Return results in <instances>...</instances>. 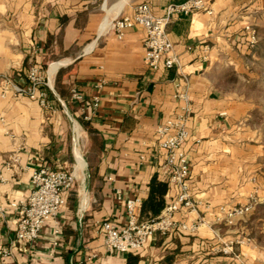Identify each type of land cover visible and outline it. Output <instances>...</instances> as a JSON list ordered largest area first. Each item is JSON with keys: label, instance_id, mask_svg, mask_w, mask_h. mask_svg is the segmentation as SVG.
I'll return each mask as SVG.
<instances>
[{"label": "crops", "instance_id": "obj_1", "mask_svg": "<svg viewBox=\"0 0 264 264\" xmlns=\"http://www.w3.org/2000/svg\"><path fill=\"white\" fill-rule=\"evenodd\" d=\"M182 1L0 4V264H264V225L257 236L243 224L251 212L233 223L218 220L223 208L247 204L258 192L241 156L254 148L238 143L248 102L227 75H250L244 58L253 57L264 30V0H207L212 13L175 14L167 26L178 58L171 68L147 65L143 26L121 38L111 28L115 17L133 15L139 4L162 16ZM42 63L48 106L16 89ZM73 87L83 93L82 102L71 99ZM178 114L187 117L182 150L194 206H182L178 225L155 234L142 251L108 250L101 222L126 225V201L139 197L142 203L154 176L168 182L157 129ZM42 165L69 171L75 181L57 218L22 245L15 241L19 212L11 203L30 195L31 174ZM178 193L168 182L166 205Z\"/></svg>", "mask_w": 264, "mask_h": 264}, {"label": "built area", "instance_id": "obj_2", "mask_svg": "<svg viewBox=\"0 0 264 264\" xmlns=\"http://www.w3.org/2000/svg\"><path fill=\"white\" fill-rule=\"evenodd\" d=\"M201 10L212 13V10L207 6V0H185L172 3L162 16L154 15L149 5L142 3L136 6L133 15L115 17L111 23V28L121 38L127 29L135 25L143 26L147 34L145 41L147 65L157 69L162 63L165 68H171L178 63V58L174 52V44L167 32L168 24L175 14L187 15ZM249 29L251 41L256 42L259 37L258 32L255 28ZM27 78V85L25 87L16 86V89L37 100L41 105L48 106L47 92L40 87L44 82L41 67L33 65ZM71 99L82 102L84 95L78 88L73 87ZM98 105L99 97L95 96L93 106L96 109ZM186 118L185 114H178L160 124L157 129L159 145L166 151L163 165L164 174L170 185L179 187L178 195L165 206L157 217L144 221L139 220L137 212L141 199L139 197L128 199L126 209L129 218L126 225L118 226L113 220L101 222L104 244L108 250L121 253L142 251L155 234H168L178 225L175 214L182 206H194L186 187L191 172L190 162L186 152L182 150L189 134ZM74 181L75 178L71 172L56 169L49 165H42L33 170L30 195L25 200L11 203V206L19 212L15 241L26 245L39 238L44 225L57 218L61 208L66 203V193L72 188ZM116 194L121 198L120 190H116ZM254 206L255 202L251 201L247 204L223 208L225 215L219 217L218 220L233 223L237 217L250 213ZM1 213L0 210V215ZM180 225L188 229L186 224ZM55 232L57 236L60 234L59 226ZM0 253L5 252L1 251ZM94 257L96 254L91 256V258Z\"/></svg>", "mask_w": 264, "mask_h": 264}, {"label": "rangeland", "instance_id": "obj_3", "mask_svg": "<svg viewBox=\"0 0 264 264\" xmlns=\"http://www.w3.org/2000/svg\"><path fill=\"white\" fill-rule=\"evenodd\" d=\"M6 2L0 0V4ZM260 37L253 57L244 58L250 75H227V79L236 83L233 87L235 93L248 102L238 121V143L254 148L249 153H241V156L246 159L248 170L255 174L258 192L253 200V210L245 217L247 221L242 222L248 224L257 236L264 225V30H261Z\"/></svg>", "mask_w": 264, "mask_h": 264}, {"label": "trees", "instance_id": "obj_4", "mask_svg": "<svg viewBox=\"0 0 264 264\" xmlns=\"http://www.w3.org/2000/svg\"><path fill=\"white\" fill-rule=\"evenodd\" d=\"M47 63H42L41 68L45 69ZM41 88H46L44 85H40ZM168 190V182L162 181L154 176L151 183L149 194L146 199L141 203L140 209V221L149 220L157 217L165 208L166 200L165 194Z\"/></svg>", "mask_w": 264, "mask_h": 264}]
</instances>
